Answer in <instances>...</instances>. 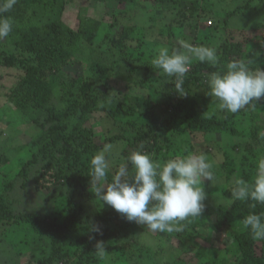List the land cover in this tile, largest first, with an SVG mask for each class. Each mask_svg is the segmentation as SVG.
Returning a JSON list of instances; mask_svg holds the SVG:
<instances>
[{"label": "trees", "instance_id": "trees-1", "mask_svg": "<svg viewBox=\"0 0 264 264\" xmlns=\"http://www.w3.org/2000/svg\"><path fill=\"white\" fill-rule=\"evenodd\" d=\"M120 1L128 4L132 11L138 5L146 9V1L142 5L137 0ZM153 2L168 4L188 0ZM64 4L65 0H17L14 9L6 14L14 20V29L8 38L0 40V67L7 70L22 67V73L8 74L16 79L7 98L21 111L37 109L41 113L37 118H44L39 134L29 142L32 158L28 163H22V177L19 178L23 183L19 188L25 190L32 183L28 181L31 175L35 181L33 189L37 188L43 194L61 186L64 189L59 196L66 204L65 210L62 211L61 204H57L58 216L53 213L15 212L6 197L0 194V227L9 224L28 226L36 243L35 247L32 246L30 264H104L94 253L95 244L101 240L111 258L129 261V264L131 261V264L146 261L154 264V258L144 257V247L135 241L108 245L110 236L116 230L124 231L128 221L110 206L99 202L91 191V158L105 144L119 141L126 142L133 151L140 150V145H143L142 151L160 162L178 153L182 156L205 152L206 145L222 152L219 169L222 174H218V170L216 174L225 178L227 188L224 194L230 195L236 179L250 180L254 175L255 149L264 144V136L261 135L264 133V98L254 107H246L235 114L220 111L205 93L209 91L205 84L207 74L216 69L197 61H193L185 78L183 87L187 96L180 97L175 92L174 78L170 83L165 80L166 84L156 86L155 90L148 88L149 80L152 81L147 73L151 70L150 65L147 71L136 73L137 79H132L133 76L126 71L125 62L130 58L141 60L138 52L144 43L136 38L137 26L111 23V31L99 39L102 21L80 16L78 28L74 29L61 18ZM186 6L182 8L184 14L187 9L195 8L192 2ZM242 8L249 9V6ZM209 18L218 19L217 16ZM226 22H223L225 26ZM209 25L212 26L213 21ZM164 29L166 32L162 35H156L154 45H165L170 51H182L181 44L172 41L174 26L168 25ZM212 29L200 32L190 43L197 47L214 46L215 36L209 33ZM256 38L255 47L253 42H248L252 38L245 43H220L222 51L217 54L220 60L218 67L222 68L228 61L245 60L250 61L251 68L263 70L264 63H254L253 55L258 52L264 57V36L257 35ZM84 44L89 47L91 66L84 73L73 75L66 68L71 64H83L80 58ZM123 64L125 66L122 67ZM116 71L128 72V81L120 83L113 78ZM112 91L117 94H112ZM110 98L117 101L115 106L102 103ZM131 98L137 100L136 104L131 102ZM95 113H103V118L107 115L120 117L121 122H126L123 128L134 126V132L122 130L119 134L105 137L100 143L92 124L93 119L97 120ZM213 135L227 137L224 139L226 142L213 141L209 138ZM240 155L243 159L238 160ZM248 162L250 164L247 165ZM111 176L109 172V180ZM16 180L12 179L4 186L12 190ZM208 183L205 180L202 185L206 195L202 214L208 216L209 222L191 219L183 231L164 232V235L177 239L182 252L176 261L165 264H187L183 254L188 256L205 250L199 228L220 232L223 227L232 231V243L226 248L213 249V258L199 264H264V241H254L242 223L251 211L262 212L264 206L257 205L253 210L249 207L250 202H213L209 199L212 192L206 186ZM91 205L95 208L91 209ZM96 227L101 232L94 231ZM133 230H138V227ZM3 242L4 238H0L1 248ZM26 244L31 246L27 241ZM8 246L14 248L11 243Z\"/></svg>", "mask_w": 264, "mask_h": 264}, {"label": "rangeland", "instance_id": "rangeland-1", "mask_svg": "<svg viewBox=\"0 0 264 264\" xmlns=\"http://www.w3.org/2000/svg\"><path fill=\"white\" fill-rule=\"evenodd\" d=\"M137 1L141 5L146 1V9L138 5L132 11L128 4L119 2V0H65V11L61 18L74 29L78 28L80 16H90L102 21L99 39H102L106 33L111 31V23L136 25V38L142 39L144 43L142 49H139L140 51L138 52L141 60H137L136 57L134 59L130 58L128 62H125L127 66L126 71L133 76L132 79H137L138 75L136 73H143V70L147 71L150 65L151 70L147 71V73L152 81L149 80L150 87L148 88L153 90L156 89V86L166 84L167 81L165 80H169V83L171 80V78L160 74L158 70L153 69L151 65V60L156 55L157 49L163 46L159 44L154 45L156 35H162L166 32L164 28L168 27V25L174 26L176 29L172 38V41L176 44H181L182 41L190 43L192 38L200 32H206L209 28H213L209 30V33L215 36L214 46L212 45V47L216 49L217 54L222 51L220 43L223 44L227 41L245 43L247 42L246 40L252 38L248 42H253L254 44L252 45L255 47L258 40L256 38L257 35L264 36V0H188V2H170L168 4L153 2V0ZM189 2L194 3L195 8L187 9V13L184 14L182 8L187 7L186 4ZM246 5L249 6V9L242 8ZM120 8L124 9L126 13ZM198 11L200 12L196 14ZM233 11H236L234 15H232ZM210 16H217L218 19L209 18ZM225 20L227 21V26L223 23ZM210 21H213L212 26L209 25ZM160 41L164 43L163 40ZM83 48L84 52L80 58L83 64H71L67 66V72L73 73V75L81 74L91 66L89 47L84 44ZM105 49L106 47L103 46L102 50L105 51ZM140 52H143V55ZM253 56L254 63L258 65L264 63V57L260 56L258 52ZM125 65L123 64L122 67ZM21 71V66H17L12 70L0 67V194L6 197L9 205L15 212L53 213L55 216H58L59 210L57 204H61L60 207H63L62 211L65 210L66 206L62 201V197L59 196L63 193V187L57 186V188H51L48 194H43L37 188L33 189V182L35 181L32 180L33 177L31 175L28 181L32 183L28 184L25 190L19 188L21 183H23V180L19 178L20 176L22 177L20 175L22 163L26 164L32 158L28 146L29 142L39 134L42 122L44 121V118L40 120L37 118L41 115L37 109L33 110V108H29L21 111L7 98L10 87L14 86L16 79V77L12 78L8 74L17 75L22 73ZM128 72L119 73V71H116L112 74V77L123 83L128 81ZM117 86L119 87L118 84ZM116 91H112V94ZM207 92L205 93L207 94ZM136 101V99L131 98L132 103L136 104ZM102 103L108 106H115L117 101H113L110 98L103 100ZM95 114L96 121L101 120L100 122H96L94 119L92 121L97 134V140L100 143L104 141L105 137L119 134L122 130L134 132V126L123 128L126 122H121L120 117L117 119L107 115L103 118V113ZM209 138L213 141L226 142L224 139L227 137L213 135ZM112 146L109 171L111 174L118 167L119 163L133 151L130 150L124 141L116 142ZM204 148L206 151L203 153L215 162V178L212 182L209 181L208 185L206 184L207 188H210L209 191L212 192L209 199L217 203L228 202L229 198H231V191L230 195L224 194L227 184L225 178L218 175L222 174L219 171L221 169L220 164L222 163V152H218L216 148H210L206 145ZM178 154L176 156H181L180 153ZM261 156H264V144L258 145L255 149L254 166H256L258 158ZM171 157L174 158L173 155ZM241 159H243L241 155L238 156V160ZM248 164L250 163L248 162ZM216 171L218 174H216ZM12 179H17L15 181L16 185L12 190L10 188L7 189L4 185L10 183ZM94 208L95 205H91V209ZM193 219L199 222H209L208 216L203 214ZM136 227H138V230L134 231L133 229ZM0 231H3L2 233L0 232V238H4V242L2 243L3 248L0 247V251H2L0 252V264H30L29 258L32 254V246L35 247L36 243L34 242L35 235L29 231L28 226L25 224H9L6 227H0ZM199 231L204 237L201 242L205 250L188 256L183 254L187 264L206 263V261L213 258L215 254L213 249L226 248L233 240L232 231L228 227H223L220 232H214L207 228H199ZM110 237L108 245L111 243L117 246L119 243L127 240L135 241L139 246L144 247V257L154 258V264L156 262L158 264H165L168 261L174 262L182 256L176 238L168 237L159 232H150L144 226L138 225L135 222L128 221L124 231L116 230V233ZM36 238L38 237L36 236ZM26 241L28 244L31 243L30 247H27ZM10 243L14 245V248L8 246ZM69 261L71 260L69 259ZM109 264H129V261L116 260L115 257L111 258L109 255ZM143 264L151 263L146 261Z\"/></svg>", "mask_w": 264, "mask_h": 264}, {"label": "clouds", "instance_id": "clouds-1", "mask_svg": "<svg viewBox=\"0 0 264 264\" xmlns=\"http://www.w3.org/2000/svg\"><path fill=\"white\" fill-rule=\"evenodd\" d=\"M16 4L17 0H0V40L13 32L14 20L6 14ZM180 48L183 50L170 51L161 46L151 60L153 69L174 78V90L180 97L187 96L183 85L193 61H197L216 69L207 74V95L220 111L235 114L264 98V70L251 68L250 61L232 60L219 68L215 48L197 47L186 41L181 42ZM112 148L105 144L90 160L91 191L99 202L153 233L183 231L186 222L201 216L206 198L203 181L212 182L215 178V162L205 153L192 152L160 162L143 152L140 145V150L132 151L119 163L109 180ZM236 201L250 202L253 210L257 205L264 206V156L258 158L250 180H235L229 203ZM242 223L254 241H264V211H251ZM94 231L99 233L101 229L96 227ZM94 253L109 264L102 240L95 244Z\"/></svg>", "mask_w": 264, "mask_h": 264}]
</instances>
